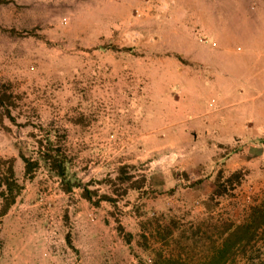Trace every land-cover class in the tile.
Wrapping results in <instances>:
<instances>
[{"label": "rangeland", "instance_id": "374dc122", "mask_svg": "<svg viewBox=\"0 0 264 264\" xmlns=\"http://www.w3.org/2000/svg\"><path fill=\"white\" fill-rule=\"evenodd\" d=\"M44 130L92 201L24 175ZM0 158V264H201L244 220L228 264H264V0H0Z\"/></svg>", "mask_w": 264, "mask_h": 264}, {"label": "trees", "instance_id": "16d2710c", "mask_svg": "<svg viewBox=\"0 0 264 264\" xmlns=\"http://www.w3.org/2000/svg\"><path fill=\"white\" fill-rule=\"evenodd\" d=\"M43 133L40 137L37 136L35 138V146L26 142L17 144V155L23 164L24 175L30 177L33 171L39 165H42L50 175L57 177L63 192H69L72 188H79L81 197L89 202L92 201L90 195L92 191L86 188L85 184H81L80 181L75 179L70 172L68 158L61 150L60 141L55 132L53 130H44ZM132 167V165L127 164L120 165L114 178L122 183L128 182L131 178L129 169ZM240 176L239 171H233L223 180L216 177L213 194L221 195L226 193L227 189H230L227 187H231L233 180L234 183H238ZM20 188L21 185L16 182L13 176L12 159L0 158V216L6 213ZM254 211L258 212V215L254 216L255 219L258 216L264 218L259 208L257 210L254 209ZM261 223V229H264V221ZM211 227L217 230L218 226L211 224ZM257 227L250 220H244L235 225H224L222 229H218L213 241L216 244L208 250L201 264H228L229 261L233 260L239 246L254 236Z\"/></svg>", "mask_w": 264, "mask_h": 264}]
</instances>
